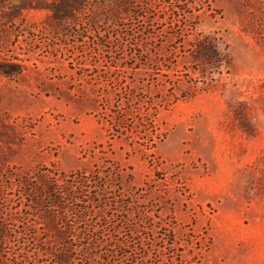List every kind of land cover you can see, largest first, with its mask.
<instances>
[{
  "label": "rangeland",
  "instance_id": "374dc122",
  "mask_svg": "<svg viewBox=\"0 0 264 264\" xmlns=\"http://www.w3.org/2000/svg\"><path fill=\"white\" fill-rule=\"evenodd\" d=\"M0 262L264 264V0H0Z\"/></svg>",
  "mask_w": 264,
  "mask_h": 264
},
{
  "label": "trees",
  "instance_id": "16d2710c",
  "mask_svg": "<svg viewBox=\"0 0 264 264\" xmlns=\"http://www.w3.org/2000/svg\"><path fill=\"white\" fill-rule=\"evenodd\" d=\"M1 73H3V74H6V75H11L12 74V72H6V71H3V70H1ZM0 264H1V262H0Z\"/></svg>",
  "mask_w": 264,
  "mask_h": 264
}]
</instances>
